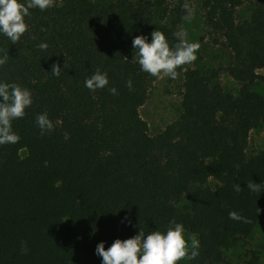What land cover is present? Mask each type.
I'll use <instances>...</instances> for the list:
<instances>
[{
  "label": "trees",
  "instance_id": "16d2710c",
  "mask_svg": "<svg viewBox=\"0 0 264 264\" xmlns=\"http://www.w3.org/2000/svg\"><path fill=\"white\" fill-rule=\"evenodd\" d=\"M198 1L205 25L231 53L225 71L240 86L231 93L217 70L180 66V115L154 136L138 112L154 77L132 59V39L160 30L177 43L181 0H54L29 10L15 44L0 35V53L9 54L0 80L32 93L24 117L11 122L18 142L0 145V264H101L98 242L107 249L171 219L199 240L187 264H221L251 234L264 216V191L246 188L264 182V151L246 153L250 130L264 128V96L251 88L264 86V0ZM242 4L249 15L237 21ZM97 69L108 84L89 91L84 81ZM45 111L54 128L40 135L35 118ZM229 211L250 222L229 219ZM242 264L264 259L252 254Z\"/></svg>",
  "mask_w": 264,
  "mask_h": 264
},
{
  "label": "clouds",
  "instance_id": "9594fccd",
  "mask_svg": "<svg viewBox=\"0 0 264 264\" xmlns=\"http://www.w3.org/2000/svg\"><path fill=\"white\" fill-rule=\"evenodd\" d=\"M54 0H0V35H3L12 44H15L27 30L25 18L30 15L29 10L38 8L43 11L52 7ZM185 20L193 18V9L185 3ZM149 35L151 40L149 41ZM149 35H137L132 39V47L135 49L133 59L138 63L140 71L162 79L167 77L175 80L178 77L177 68L182 65L191 64L197 59V50L200 47L198 42H190L188 34L184 29L174 35L177 43L169 45L165 34L160 30L152 31ZM48 45L45 42L38 44L41 51L46 50ZM8 52L0 53V66L7 63ZM61 67L53 64L51 74L59 76ZM108 84L106 72L97 69L84 81V87L89 91L105 88ZM126 86L131 89L132 81H126ZM108 91L116 94V89L109 88ZM32 104V93L30 89L15 82H4L0 80V145L15 144L19 136L12 130L11 122L23 118L25 109ZM35 124L40 135L50 133L53 122L49 119L47 112L38 114ZM262 184L249 181L246 188L252 193H261ZM233 190L236 193L241 191L240 184H234ZM260 210L257 208L258 213ZM228 218L242 223H249V219L236 211H229ZM122 222H128L127 217ZM105 242L96 244L94 253L101 258V264H177L184 259L194 260L199 255V240L190 236L183 223L175 219L168 221V225L157 228L149 233L143 230L127 239H115L107 249ZM27 252V246L21 244V253Z\"/></svg>",
  "mask_w": 264,
  "mask_h": 264
},
{
  "label": "rangeland",
  "instance_id": "374dc122",
  "mask_svg": "<svg viewBox=\"0 0 264 264\" xmlns=\"http://www.w3.org/2000/svg\"><path fill=\"white\" fill-rule=\"evenodd\" d=\"M181 2L183 5L187 3L193 9L194 15L188 21L184 19L185 14L177 24L176 30L178 32L184 29L190 42H198L200 44L196 53L197 59L190 66L204 70H217L218 81L222 88L235 93L240 84L233 80L225 71L226 65L231 60L230 51L222 43L221 38L205 25L200 1L181 0ZM167 6L168 9L173 8L172 3L167 4ZM248 15L246 4L240 5L235 10V19L237 21L247 18ZM171 19H173V14L168 13L166 21ZM137 35L142 34L138 33L135 36ZM134 55L135 53L132 55V59ZM251 88L264 96V86L254 84ZM182 89V73H178V77L175 80L167 77L162 79L154 77L148 87L143 104L138 108L140 117L147 124V132L150 136L156 135L167 124L179 117ZM259 151H264V128L252 129L248 134L246 153L251 155ZM24 153V150L19 152L20 156H23ZM213 183L211 180L210 184L212 185ZM188 234L195 236L189 232ZM252 254L264 259V216L256 224L249 236L224 252V261L221 264H242ZM177 264H187V260L182 259Z\"/></svg>",
  "mask_w": 264,
  "mask_h": 264
}]
</instances>
